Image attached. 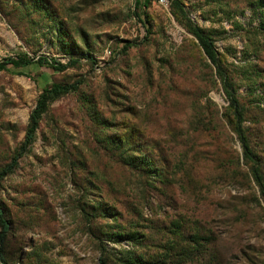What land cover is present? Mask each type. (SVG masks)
<instances>
[{"label": "rangeland", "instance_id": "374dc122", "mask_svg": "<svg viewBox=\"0 0 264 264\" xmlns=\"http://www.w3.org/2000/svg\"><path fill=\"white\" fill-rule=\"evenodd\" d=\"M135 1L0 0V62L53 63L0 72V171L39 94L75 87L0 180V264H264V0H149L144 23ZM107 137L137 138L156 171Z\"/></svg>", "mask_w": 264, "mask_h": 264}, {"label": "trees", "instance_id": "16d2710c", "mask_svg": "<svg viewBox=\"0 0 264 264\" xmlns=\"http://www.w3.org/2000/svg\"><path fill=\"white\" fill-rule=\"evenodd\" d=\"M148 1L149 0H144V1L138 0L135 1L134 4V8L136 11L135 15L139 19V21H141V23L145 22L143 20L145 19L144 12L141 11V8L145 9L146 8L145 4ZM137 10L140 12L137 13ZM189 30L192 36L197 40L205 58L209 61L211 65H213L216 68L217 71H219L218 56L213 48L212 41L210 40L208 35L196 26H192L191 29ZM132 46L133 45L128 42L125 44L123 49L127 50ZM32 63H35L40 66L53 64L52 62L48 63L46 59H38L36 62H33L32 59L23 55V56H19L15 60L11 58H7L3 62H0V72L15 71L18 75H21L19 73V70L31 65ZM57 65H58V68H56L57 70L62 71L64 69V66H61L60 64ZM73 90H75L74 86L52 84L49 87H46L39 94L38 98L36 99L34 109L29 115L28 124L23 141L21 145L16 149L10 162L0 171V180H2L5 176L10 174L17 166L19 160L27 153L29 147L33 143L35 132L38 128L40 119L42 115L46 112L49 104L53 102L55 99H57L59 96L63 94H67ZM225 93L229 101V107L226 109V112L224 113V118L226 120V126L228 128H231L234 125V122H232V118H238L240 117L241 114L239 110V104L237 103L234 92L227 90L225 88ZM234 133L235 134L237 133L236 125H234ZM136 135L137 138L140 137L138 134ZM137 138L129 139L131 145L128 144L127 139L113 140L110 137H107L104 141L105 143L111 145L112 148L116 150L115 155L117 157L118 162L127 169H129L130 171L139 173L141 175L146 174V171L149 172L150 168L156 171V168L152 166L153 165L152 162L148 160L147 156L144 155V153L142 152V150H140V148H137V145L138 144L140 145V141H138ZM140 139H142V137H140ZM134 143L136 144L135 146ZM128 148H130V150H127ZM247 155H249V151ZM156 173L158 178L165 179L164 177L165 174L162 175L158 172ZM8 229H9V224L5 220L3 211L0 207V253L2 248L4 247V236L7 233Z\"/></svg>", "mask_w": 264, "mask_h": 264}]
</instances>
